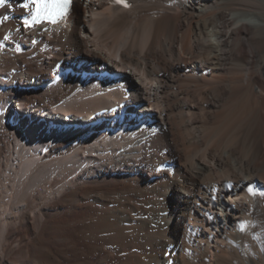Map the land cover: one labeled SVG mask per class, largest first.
Listing matches in <instances>:
<instances>
[{
    "label": "bare ground",
    "instance_id": "bare-ground-1",
    "mask_svg": "<svg viewBox=\"0 0 264 264\" xmlns=\"http://www.w3.org/2000/svg\"><path fill=\"white\" fill-rule=\"evenodd\" d=\"M37 1L0 0V264H264V0Z\"/></svg>",
    "mask_w": 264,
    "mask_h": 264
},
{
    "label": "rangeland",
    "instance_id": "rangeland-1",
    "mask_svg": "<svg viewBox=\"0 0 264 264\" xmlns=\"http://www.w3.org/2000/svg\"><path fill=\"white\" fill-rule=\"evenodd\" d=\"M15 102V101H14ZM14 102H13V104H12V106L14 107ZM17 112H22L21 110H16ZM52 131L53 132H56V133H58V134H61V130L60 129H58V130H56L55 128L54 129H52Z\"/></svg>",
    "mask_w": 264,
    "mask_h": 264
},
{
    "label": "snow or ice",
    "instance_id": "snow-or-ice-1",
    "mask_svg": "<svg viewBox=\"0 0 264 264\" xmlns=\"http://www.w3.org/2000/svg\"><path fill=\"white\" fill-rule=\"evenodd\" d=\"M118 3H125V0H117ZM41 7V5H38V8Z\"/></svg>",
    "mask_w": 264,
    "mask_h": 264
}]
</instances>
